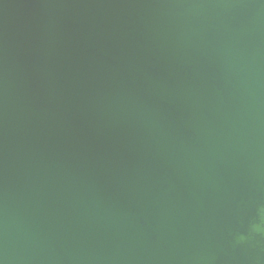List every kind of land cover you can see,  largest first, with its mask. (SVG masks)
Returning <instances> with one entry per match:
<instances>
[{
	"label": "water",
	"instance_id": "water-1",
	"mask_svg": "<svg viewBox=\"0 0 264 264\" xmlns=\"http://www.w3.org/2000/svg\"><path fill=\"white\" fill-rule=\"evenodd\" d=\"M0 264H264V0H0Z\"/></svg>",
	"mask_w": 264,
	"mask_h": 264
}]
</instances>
